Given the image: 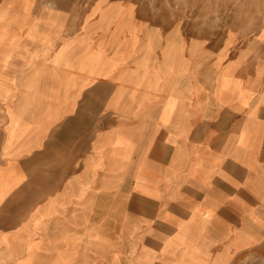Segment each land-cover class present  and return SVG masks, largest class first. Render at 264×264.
Returning <instances> with one entry per match:
<instances>
[{
    "label": "crops",
    "instance_id": "crops-1",
    "mask_svg": "<svg viewBox=\"0 0 264 264\" xmlns=\"http://www.w3.org/2000/svg\"><path fill=\"white\" fill-rule=\"evenodd\" d=\"M176 30L0 0V264H264V53Z\"/></svg>",
    "mask_w": 264,
    "mask_h": 264
},
{
    "label": "rangeland",
    "instance_id": "rangeland-1",
    "mask_svg": "<svg viewBox=\"0 0 264 264\" xmlns=\"http://www.w3.org/2000/svg\"><path fill=\"white\" fill-rule=\"evenodd\" d=\"M106 1L127 5L137 18L160 27L163 34L176 27L184 38L204 43L210 52L231 44L252 45L264 53V0ZM178 30L167 38L178 36Z\"/></svg>",
    "mask_w": 264,
    "mask_h": 264
},
{
    "label": "snow or ice",
    "instance_id": "snow-or-ice-1",
    "mask_svg": "<svg viewBox=\"0 0 264 264\" xmlns=\"http://www.w3.org/2000/svg\"><path fill=\"white\" fill-rule=\"evenodd\" d=\"M3 209H0V211H2Z\"/></svg>",
    "mask_w": 264,
    "mask_h": 264
}]
</instances>
